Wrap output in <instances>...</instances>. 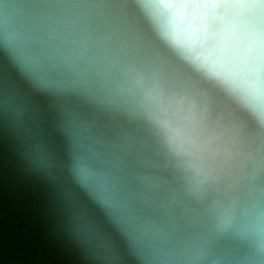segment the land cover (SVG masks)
I'll list each match as a JSON object with an SVG mask.
<instances>
[{"label": "water", "instance_id": "water-1", "mask_svg": "<svg viewBox=\"0 0 264 264\" xmlns=\"http://www.w3.org/2000/svg\"><path fill=\"white\" fill-rule=\"evenodd\" d=\"M130 2L0 0V264H264V130L228 222L217 193L189 191L119 72L74 50L37 63V36L106 32Z\"/></svg>", "mask_w": 264, "mask_h": 264}, {"label": "clouds", "instance_id": "clouds-1", "mask_svg": "<svg viewBox=\"0 0 264 264\" xmlns=\"http://www.w3.org/2000/svg\"><path fill=\"white\" fill-rule=\"evenodd\" d=\"M120 7L123 24L106 32L73 21L59 37L37 36V63L74 50L98 72H119L189 191L217 193L215 206L231 222L245 211L264 130V0H131ZM149 54L147 63L131 60Z\"/></svg>", "mask_w": 264, "mask_h": 264}]
</instances>
